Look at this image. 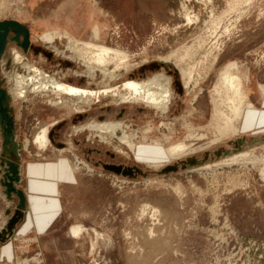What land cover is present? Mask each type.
<instances>
[{"label":"rangeland","instance_id":"374dc122","mask_svg":"<svg viewBox=\"0 0 264 264\" xmlns=\"http://www.w3.org/2000/svg\"><path fill=\"white\" fill-rule=\"evenodd\" d=\"M4 21L22 29L9 26L0 43V264H264V143H259L264 129L247 136L239 131L210 145L212 91L226 64L237 63L253 102L258 92L264 94V0H0ZM55 31L64 35L57 46L71 47L73 56L85 55L74 50L82 45L69 44L67 36L127 53L129 71L121 70L124 74L109 81L112 85L163 71L171 78L168 109L120 103L110 96L82 108L54 106L50 97L33 93L12 100L13 48L73 85L96 89L108 81L72 73L86 64L57 55L41 39ZM187 48L189 57L176 63L175 55ZM186 67L193 69L189 88L181 73ZM17 69L22 75L24 68ZM98 122L124 126L115 135L76 131ZM43 123L50 125L49 144L40 152L31 140ZM126 134L134 138L137 155L121 143ZM237 138H244L245 151L257 147L248 163L164 170L190 156L231 151ZM183 140L191 153L170 156L169 145ZM62 157L70 161L77 180L60 184L59 210L45 229L31 226L20 232L27 207L25 202L18 207L15 193L6 195L4 168L20 167L16 187L25 201L24 165ZM75 225L82 227L78 236L70 232Z\"/></svg>","mask_w":264,"mask_h":264},{"label":"bare ground","instance_id":"6f19581e","mask_svg":"<svg viewBox=\"0 0 264 264\" xmlns=\"http://www.w3.org/2000/svg\"><path fill=\"white\" fill-rule=\"evenodd\" d=\"M95 35L96 37L99 36L98 29L95 30ZM63 38L64 35L61 32L55 31L43 35L41 39L55 48L57 55L72 59L78 65H83V63L86 64L85 70L72 71L76 76H83L92 80H94L96 76H99L101 81L108 80L105 85L100 88L92 89L65 82L61 80L60 77H56L55 74H49L45 70L38 68L31 63L19 49L13 48L10 51V64L14 66H11L10 71L12 72L15 70L17 73H13L12 75L10 73L11 84L8 87V94L11 95L12 100L24 99L27 97L28 93H33L35 95L41 94L42 96L50 97L48 101L54 106L58 104L68 105V103H71L82 108L100 101L101 97L110 96L117 97L120 103H141L147 107L160 110L161 112L168 109L172 94L171 78L166 76L163 71L152 78L137 79L131 77L119 84L112 85L109 81L129 71V56L127 53H121L115 49L94 42H79L67 36L66 38L69 44L77 47L82 45L79 49L76 48L74 50H78L77 53L80 52L85 55L73 56V49L71 47L59 48L57 46V42L61 41ZM189 51V48H187L182 54L175 55L176 63H180L184 58L189 57ZM115 61L117 64H115V68L112 69L110 64ZM17 67L24 68L22 75L19 74ZM121 70H124V73H119ZM181 73L185 87L189 88L194 80L193 69L191 67L181 68ZM219 73L218 80L215 82L216 84L212 91V103L214 106L212 123L214 124V134L210 145L220 142L230 134H238L240 131L239 124L245 109L254 108L246 91L244 79L239 74L237 63L230 62L226 64ZM67 74L68 72H66V74L63 73V77ZM246 79H248L247 76ZM164 81H166V83H164ZM51 95L54 97H51ZM55 99L57 100L55 101ZM225 108L229 113L225 112ZM123 126L124 124L121 122H98L76 127V131L90 129L100 133L115 135ZM49 128V124H41L32 137L31 141L37 146L40 152H43L49 144ZM149 130L150 129H147L145 133H149ZM200 137L202 138L203 135L199 136V138ZM186 141L183 140L169 145L167 151L170 156H173L176 152L191 153L192 148ZM121 143L126 145L134 155H137V146L131 135H124ZM252 145H256V143L251 144V146ZM256 148L255 146L246 151L243 150V148L227 156L213 160L212 162L208 161L190 169L200 170L220 165L236 164L238 162L248 163L253 160V154ZM79 163L91 169L89 163L81 158ZM19 171L20 167L18 166V175ZM260 173L264 179V165L260 168ZM4 225L5 222L1 229L4 228ZM81 231L82 227L75 225L72 226L70 232L73 236H78ZM2 233L4 234L3 231Z\"/></svg>","mask_w":264,"mask_h":264},{"label":"crops","instance_id":"0c3cea01","mask_svg":"<svg viewBox=\"0 0 264 264\" xmlns=\"http://www.w3.org/2000/svg\"><path fill=\"white\" fill-rule=\"evenodd\" d=\"M264 84V83H263ZM264 92V88H261ZM258 91V89H257ZM250 101L251 100V95ZM253 102V101H252ZM254 108L245 109L240 121V134L250 135L258 129H264V94L258 92ZM49 163H27L23 172L26 178L25 207L20 232L36 226L46 228L58 213L60 200V184L74 182L76 177L71 169L68 158H57ZM48 224V225H47Z\"/></svg>","mask_w":264,"mask_h":264},{"label":"water","instance_id":"95a60500","mask_svg":"<svg viewBox=\"0 0 264 264\" xmlns=\"http://www.w3.org/2000/svg\"><path fill=\"white\" fill-rule=\"evenodd\" d=\"M9 26H15L17 27L19 30H21V26L20 24L14 22V21H4V22H0V29L3 30L2 33H0V43L1 46L3 45L5 39H6V30L8 29ZM24 33L27 35V31H25L23 29ZM25 41L28 42V38H25ZM0 46V48H1ZM4 95V90L0 88V98L3 97ZM2 113V111H1ZM7 121L10 122L9 117H6ZM261 141H264V138L260 139ZM245 143L244 138H237L234 142H233V149L230 150H217L214 151V156L213 157H209L208 152L204 153V156L201 159H198L196 157L190 156L187 157L185 160L180 161L179 165H170L165 167V171H170V170H176L178 167H180L181 169H188L190 170V168L194 167V166H200L205 162H212L213 160L219 159L220 157H224L227 156L229 154H231L232 152L238 151L240 150L242 147V145ZM255 143V141H254ZM112 169H114L115 172H119L121 171L120 167H112ZM18 165L16 164H10L7 168H4V176L3 179L1 180L2 185L5 187V193L7 196H10L11 193H15L18 197H19V208H24V195L22 193V191L20 189H17L16 187V183H18L19 181V177H18ZM136 171L139 172V170L136 168ZM128 172H131V175H133L132 171L128 170ZM15 219H13L11 221V223H9V225L7 226L9 229L12 226V223L14 222ZM2 234L0 233V238H2Z\"/></svg>","mask_w":264,"mask_h":264}]
</instances>
